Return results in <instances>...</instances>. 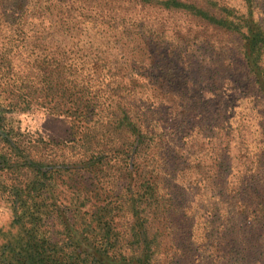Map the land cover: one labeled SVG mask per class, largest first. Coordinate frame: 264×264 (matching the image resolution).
<instances>
[{"label": "trees", "instance_id": "16d2710c", "mask_svg": "<svg viewBox=\"0 0 264 264\" xmlns=\"http://www.w3.org/2000/svg\"><path fill=\"white\" fill-rule=\"evenodd\" d=\"M0 264H264V0H0Z\"/></svg>", "mask_w": 264, "mask_h": 264}, {"label": "rangeland", "instance_id": "374dc122", "mask_svg": "<svg viewBox=\"0 0 264 264\" xmlns=\"http://www.w3.org/2000/svg\"><path fill=\"white\" fill-rule=\"evenodd\" d=\"M59 124V126H61L62 125V122L60 123V122H56V125H58Z\"/></svg>", "mask_w": 264, "mask_h": 264}]
</instances>
